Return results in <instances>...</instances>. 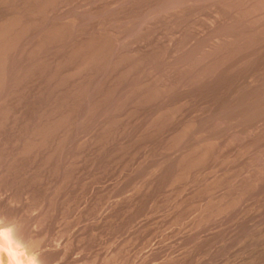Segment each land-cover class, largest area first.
I'll return each instance as SVG.
<instances>
[{"label":"rangeland","instance_id":"rangeland-1","mask_svg":"<svg viewBox=\"0 0 264 264\" xmlns=\"http://www.w3.org/2000/svg\"><path fill=\"white\" fill-rule=\"evenodd\" d=\"M0 36V215L45 259L264 264V0H0Z\"/></svg>","mask_w":264,"mask_h":264},{"label":"bare ground","instance_id":"bare-ground-1","mask_svg":"<svg viewBox=\"0 0 264 264\" xmlns=\"http://www.w3.org/2000/svg\"><path fill=\"white\" fill-rule=\"evenodd\" d=\"M1 216L2 215H0V264H52V262L44 258L40 250L41 248L39 249L35 244L32 245L33 243L30 244L25 239L24 233L22 232V234L20 232L21 230H18L20 228H17L14 223L8 222L5 219L6 217ZM55 252H57V250L54 251V253Z\"/></svg>","mask_w":264,"mask_h":264}]
</instances>
